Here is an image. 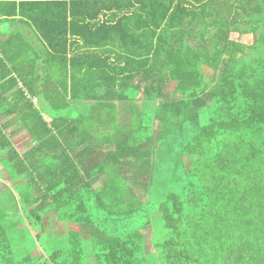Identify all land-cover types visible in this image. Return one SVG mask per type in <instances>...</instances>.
<instances>
[{"label": "trees", "instance_id": "16d2710c", "mask_svg": "<svg viewBox=\"0 0 264 264\" xmlns=\"http://www.w3.org/2000/svg\"><path fill=\"white\" fill-rule=\"evenodd\" d=\"M4 22L0 174L67 236L17 258L0 220V264H264V0H0Z\"/></svg>", "mask_w": 264, "mask_h": 264}, {"label": "rangeland", "instance_id": "374dc122", "mask_svg": "<svg viewBox=\"0 0 264 264\" xmlns=\"http://www.w3.org/2000/svg\"><path fill=\"white\" fill-rule=\"evenodd\" d=\"M231 37L246 44H251L255 38L254 34H232ZM129 93L130 95H133L131 92ZM202 121H206L205 115L202 116ZM0 178L4 180L2 174H0ZM166 182V180L156 177L153 181L156 191L158 192L162 190V188H165ZM9 188L12 189L11 187ZM10 189H0V220L4 219L7 224L12 225L13 221L17 218L22 219L19 227L16 230L12 227L13 229L10 231V237L12 238V244L16 250L17 258L18 256L20 257L24 255L27 251L35 249L45 252H50L55 249H64L66 246L67 226L64 227L65 230H63L62 225H59L58 218L56 216L57 214L55 212L45 213L42 217V221L40 222H38L37 218L32 215H30L29 218H25L21 212L20 206L17 204L16 207V198ZM154 197H156V195ZM17 208L18 213L16 211ZM95 215H98L97 219H95L96 222L107 231L122 228L120 223L108 220L100 213ZM153 224L155 234H160L162 231L161 223L153 222ZM147 236L149 239V235ZM89 260L91 263L95 262L92 255L89 256Z\"/></svg>", "mask_w": 264, "mask_h": 264}, {"label": "crops", "instance_id": "0c3cea01", "mask_svg": "<svg viewBox=\"0 0 264 264\" xmlns=\"http://www.w3.org/2000/svg\"><path fill=\"white\" fill-rule=\"evenodd\" d=\"M18 27H25V26L21 25L20 23L14 24V23H10V22H4V23L0 24V28H3V29L9 28L12 32L16 31ZM27 35L32 36V34L29 30H27ZM34 103H38V101L36 100ZM43 117L47 121L50 120L46 114H43ZM6 134L8 135L9 139L11 140L14 148L17 151L22 152L24 150L23 148L25 147V141L27 138V135H26L24 128L22 126L14 124L13 126L9 127L6 130ZM2 181H4V180H2V179L0 180V189H2V190H3V188L10 189L9 187H11V186L9 185V183H7L5 181H4L5 182L4 183ZM97 183H98V181H94L93 185L95 186V185H97ZM13 193H14V197H15V192L13 191ZM13 200H14V198H13Z\"/></svg>", "mask_w": 264, "mask_h": 264}, {"label": "built area", "instance_id": "2783aa9c", "mask_svg": "<svg viewBox=\"0 0 264 264\" xmlns=\"http://www.w3.org/2000/svg\"><path fill=\"white\" fill-rule=\"evenodd\" d=\"M33 101L35 102V101H36V99H35V98H33Z\"/></svg>", "mask_w": 264, "mask_h": 264}]
</instances>
